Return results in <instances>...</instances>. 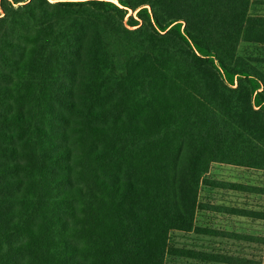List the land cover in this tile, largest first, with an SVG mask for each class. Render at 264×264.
<instances>
[{"label":"trees","instance_id":"1","mask_svg":"<svg viewBox=\"0 0 264 264\" xmlns=\"http://www.w3.org/2000/svg\"><path fill=\"white\" fill-rule=\"evenodd\" d=\"M112 1L0 0V264H262L198 217L264 221L201 194L264 197V0Z\"/></svg>","mask_w":264,"mask_h":264},{"label":"rangeland","instance_id":"2","mask_svg":"<svg viewBox=\"0 0 264 264\" xmlns=\"http://www.w3.org/2000/svg\"><path fill=\"white\" fill-rule=\"evenodd\" d=\"M112 1V0H109ZM117 4L116 1H112ZM136 13L129 12V16H135ZM256 52L255 50H251ZM210 175L218 180L249 184L259 187H264V172L247 170L231 166L214 165L211 168ZM204 198H209L210 201L217 205H224L228 207L247 208L251 210H262L264 212V197L244 195L234 191L226 190H207L201 192ZM199 225L213 228H225L238 234H250L264 238V221H253L248 218L239 217L231 214H204L198 217ZM178 243L191 244L195 238L193 236H177ZM203 242L200 241L201 244ZM221 242V241H220ZM222 247H226L231 253L248 256L261 261L264 264V247H257L253 244H240L232 241H223ZM176 264H198L188 261H177Z\"/></svg>","mask_w":264,"mask_h":264}]
</instances>
